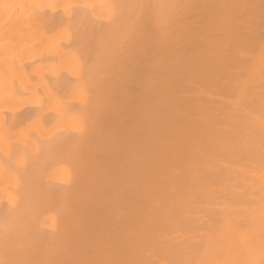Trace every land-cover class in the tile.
I'll return each instance as SVG.
<instances>
[{
    "label": "bare ground",
    "instance_id": "obj_1",
    "mask_svg": "<svg viewBox=\"0 0 264 264\" xmlns=\"http://www.w3.org/2000/svg\"><path fill=\"white\" fill-rule=\"evenodd\" d=\"M0 264H264V0H0Z\"/></svg>",
    "mask_w": 264,
    "mask_h": 264
}]
</instances>
